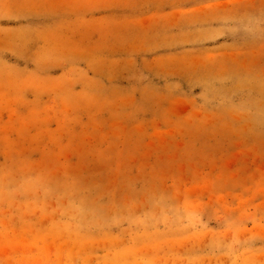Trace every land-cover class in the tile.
I'll list each match as a JSON object with an SVG mask.
<instances>
[{
    "label": "rangeland",
    "instance_id": "374dc122",
    "mask_svg": "<svg viewBox=\"0 0 264 264\" xmlns=\"http://www.w3.org/2000/svg\"><path fill=\"white\" fill-rule=\"evenodd\" d=\"M0 264H264V0H0Z\"/></svg>",
    "mask_w": 264,
    "mask_h": 264
}]
</instances>
